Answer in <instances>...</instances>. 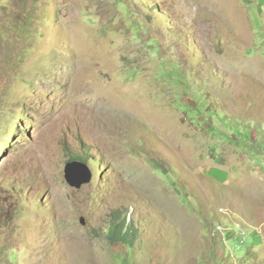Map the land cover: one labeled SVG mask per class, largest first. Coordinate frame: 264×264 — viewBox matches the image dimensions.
<instances>
[{"label": "rangeland", "instance_id": "obj_1", "mask_svg": "<svg viewBox=\"0 0 264 264\" xmlns=\"http://www.w3.org/2000/svg\"><path fill=\"white\" fill-rule=\"evenodd\" d=\"M0 264H264V0H0Z\"/></svg>", "mask_w": 264, "mask_h": 264}, {"label": "trees", "instance_id": "obj_2", "mask_svg": "<svg viewBox=\"0 0 264 264\" xmlns=\"http://www.w3.org/2000/svg\"><path fill=\"white\" fill-rule=\"evenodd\" d=\"M81 159L83 160V156L81 153H77L76 155L72 156L69 160H76ZM126 213V212H123ZM111 227L106 230V237L110 240H115L118 242L125 243L127 245H134L139 237L140 230L136 224L129 220L126 217L120 215H114L110 220ZM138 229H137V228Z\"/></svg>", "mask_w": 264, "mask_h": 264}, {"label": "water", "instance_id": "obj_3", "mask_svg": "<svg viewBox=\"0 0 264 264\" xmlns=\"http://www.w3.org/2000/svg\"><path fill=\"white\" fill-rule=\"evenodd\" d=\"M65 181L74 188H80L91 181L92 173L78 160H69L64 166Z\"/></svg>", "mask_w": 264, "mask_h": 264}, {"label": "clouds", "instance_id": "obj_4", "mask_svg": "<svg viewBox=\"0 0 264 264\" xmlns=\"http://www.w3.org/2000/svg\"><path fill=\"white\" fill-rule=\"evenodd\" d=\"M79 161V160H78Z\"/></svg>", "mask_w": 264, "mask_h": 264}]
</instances>
